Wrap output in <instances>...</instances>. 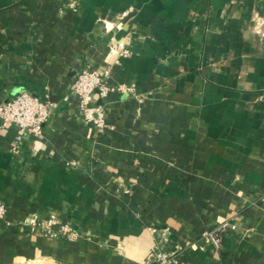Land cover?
Wrapping results in <instances>:
<instances>
[{
	"label": "crops",
	"instance_id": "0c3cea01",
	"mask_svg": "<svg viewBox=\"0 0 264 264\" xmlns=\"http://www.w3.org/2000/svg\"><path fill=\"white\" fill-rule=\"evenodd\" d=\"M22 88L52 113L0 124V264H264V0H0V102Z\"/></svg>",
	"mask_w": 264,
	"mask_h": 264
},
{
	"label": "built area",
	"instance_id": "2783aa9c",
	"mask_svg": "<svg viewBox=\"0 0 264 264\" xmlns=\"http://www.w3.org/2000/svg\"><path fill=\"white\" fill-rule=\"evenodd\" d=\"M127 14L128 12H124V15ZM123 52L127 54L128 49H123ZM118 87L123 91L134 90V84L120 83ZM96 88H99L102 95L112 89L101 74L86 68L78 72L71 85V89L80 95V108L84 111L87 121L103 127L106 122L105 107L96 101ZM51 113V101L26 88H22L9 99L0 102V124L14 125L17 130L18 140H21L28 132L41 133ZM6 212L7 207L0 203V218L5 217ZM39 225L41 229L51 236H78L77 231L68 222L52 218L42 221ZM227 226L228 223L224 222L216 228L207 229L204 231V237L216 248H221L222 238L219 235V230ZM178 261L179 259L176 255L169 254L157 247L150 249L146 255V263L177 264Z\"/></svg>",
	"mask_w": 264,
	"mask_h": 264
}]
</instances>
